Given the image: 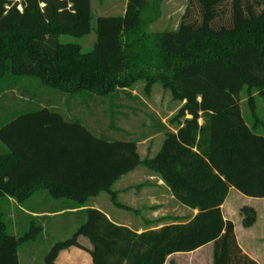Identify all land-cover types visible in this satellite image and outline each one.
I'll return each instance as SVG.
<instances>
[{
	"label": "trees",
	"instance_id": "1",
	"mask_svg": "<svg viewBox=\"0 0 264 264\" xmlns=\"http://www.w3.org/2000/svg\"><path fill=\"white\" fill-rule=\"evenodd\" d=\"M161 3L128 0L123 15L99 16L96 42L85 52L59 37L91 33V0H0V82H9L3 92L19 78L33 77L71 97L85 93L91 102L111 96L116 105L118 93L132 96L124 90L145 81L147 94L159 83L183 102L168 124H157L162 146L143 160L140 140L98 137L79 120L41 104L0 124V204L13 199L37 217L45 211L35 210L30 200L44 193L73 200V209L85 217L69 238L51 247L46 264H55L64 249L84 248L80 236L92 243L93 264H166L173 254L209 243L212 264H258L239 246L221 206L230 188L264 198V121L256 100L264 99V0H190L176 29L151 35L144 14L158 15ZM243 92L250 124L240 107ZM140 165L198 213L139 233L87 205L107 192L115 206L131 210L112 187ZM240 212L245 227L254 224V207L244 205ZM29 225L21 236L10 234L0 209V264H20V243L42 230L33 221Z\"/></svg>",
	"mask_w": 264,
	"mask_h": 264
},
{
	"label": "rangeland",
	"instance_id": "2",
	"mask_svg": "<svg viewBox=\"0 0 264 264\" xmlns=\"http://www.w3.org/2000/svg\"><path fill=\"white\" fill-rule=\"evenodd\" d=\"M126 1L91 0L93 14L91 33L82 37L60 35V42L78 43L83 51H91L97 39V18L99 16L123 15L126 10ZM189 5L190 0H162L158 15L156 10H150L144 14V19L148 22L145 27L151 35L176 29ZM8 83L7 79L0 82V91L2 92L0 97V124H3L2 122L13 112L26 111L41 104L61 112L67 119L79 120L83 127L98 137L111 140H140L139 146L137 144V152L142 160L153 157L162 146L164 135L163 133L155 134L157 124H168L169 119L183 105L182 101L174 99L171 91L159 83L154 84L150 93L147 94L145 81H138L132 87L124 90L130 91L132 96L123 92L118 93V98L115 100L118 106L110 101L111 96H97L98 98L91 102L87 101L88 96L85 93L71 97L69 94L45 86L39 79L33 77L19 78L14 87L3 92ZM242 99L243 101L240 103L242 114L250 124L252 123L251 111L244 101V92ZM256 100L257 114L264 121V99L257 95ZM111 110H115L117 113L115 121L111 119L114 114ZM112 124L115 126L112 127ZM82 133L80 130L76 131L74 135L78 137ZM145 136H147L146 143L145 140L141 141ZM0 143L5 147L3 142L0 141ZM144 169L146 167L140 166L135 172L125 176L121 185L129 186L143 183L145 180L140 177L141 171ZM117 188L118 186L112 187L113 190H117ZM128 193L119 194L118 201L130 205ZM143 201L145 199L141 200V202ZM249 201L254 205L256 204L252 200H245L244 202L248 204ZM30 204L35 205V210L48 212L49 216L41 220L37 217H31L27 214L28 211L13 199H3L0 209L4 213L10 234L23 235L30 230L31 221L36 226H42V230L37 233L35 239L20 243L18 254L20 264H46L45 259L51 247L56 242L69 238L85 217L81 212L73 209L76 203L70 199H50L41 193L32 198ZM87 205L94 208L101 207L116 220L126 222L129 219L139 220L130 211L115 206L107 192H102L99 196L91 198ZM213 250V245H211L196 254H180L169 258L166 264H171V262L172 264H212Z\"/></svg>",
	"mask_w": 264,
	"mask_h": 264
},
{
	"label": "crops",
	"instance_id": "3",
	"mask_svg": "<svg viewBox=\"0 0 264 264\" xmlns=\"http://www.w3.org/2000/svg\"><path fill=\"white\" fill-rule=\"evenodd\" d=\"M187 117H190V115ZM200 123H202V120H200ZM146 142L147 138L145 139V143ZM140 143L141 142H137L138 146ZM138 167L117 179L113 186H118L117 190H114L117 193V199L119 194H127L129 192L128 194L131 204L125 205L131 208V210L128 211L138 217L139 220L129 219L127 222L116 220L101 207H96L105 212L114 223L128 226L140 233L149 228H160L163 225L174 223L173 217H178L181 221L185 222L198 213V209H192L178 202L163 180L147 168L141 171L140 178L145 180L143 183H140L139 185L122 186L121 182L123 178L128 174L135 172ZM142 199H145V201L141 202ZM245 200H252L256 204L254 205L251 201H249L250 203L245 204ZM244 205L254 207L257 212L256 221L249 227H245L242 223L243 216L241 215L240 210ZM221 208L224 218L234 223L237 241L243 252L256 260L258 264H264V198L248 197L235 188H230L229 194ZM35 215L41 220L42 218L48 217L49 213L43 212ZM78 240L84 248L72 246L62 250L57 257L55 264H93L92 256L90 254V251L93 249L92 243L85 236H80ZM211 245L213 244H206L205 246L188 253H176L169 256L168 259L180 254H196Z\"/></svg>",
	"mask_w": 264,
	"mask_h": 264
}]
</instances>
